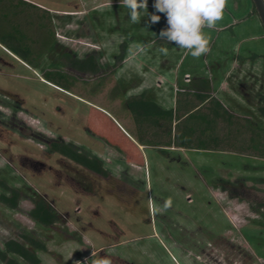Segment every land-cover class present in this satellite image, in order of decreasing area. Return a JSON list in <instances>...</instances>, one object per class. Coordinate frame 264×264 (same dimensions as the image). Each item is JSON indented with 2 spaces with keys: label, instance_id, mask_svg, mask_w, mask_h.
Wrapping results in <instances>:
<instances>
[{
  "label": "rangeland",
  "instance_id": "374dc122",
  "mask_svg": "<svg viewBox=\"0 0 264 264\" xmlns=\"http://www.w3.org/2000/svg\"><path fill=\"white\" fill-rule=\"evenodd\" d=\"M28 1L51 11L56 40L39 69L0 42V196L19 194L16 208L0 201V249L25 233L45 243L40 264L105 256L112 264H264L263 158L175 147L164 156L120 127L134 136L126 98L144 92L173 108L196 78L210 79L226 108L264 127V27L253 1L228 0L223 19L204 29L210 51L198 59L155 41V0L136 24L119 0ZM63 53L93 55L100 70L74 72ZM50 69L67 73L71 87L43 75ZM61 140L102 160L109 176L54 152ZM36 196L59 215L55 226L29 216ZM149 197L173 205L153 216Z\"/></svg>",
  "mask_w": 264,
  "mask_h": 264
},
{
  "label": "trees",
  "instance_id": "16d2710c",
  "mask_svg": "<svg viewBox=\"0 0 264 264\" xmlns=\"http://www.w3.org/2000/svg\"><path fill=\"white\" fill-rule=\"evenodd\" d=\"M29 7V17L38 15L42 22L40 28L54 37L53 20L50 13L40 10L36 5L24 0H0V42L7 44L9 50L34 66L29 55L34 48L29 43L19 22L21 7ZM161 19L150 22L155 41L175 46L160 39V33L167 27L163 13H156ZM37 20V21H38ZM35 21V20H34ZM49 30V31H48ZM44 41V40H43ZM46 43V41H44ZM47 44V43H46ZM68 66L80 72L96 74L99 72V63L95 56L89 55L86 59H77L64 53ZM122 59V57H120ZM264 59V57H263ZM57 79L67 87H71L70 77L64 71L51 70L43 73ZM263 105L258 112L264 117ZM135 125L133 138L142 146L158 148L164 156L168 148L190 150L223 151L247 154L264 159V127L255 125L250 118L231 112L213 95L212 82L208 78H196L190 81L187 88H180L176 94L174 108L165 109L153 100L146 97V93L133 95L124 100ZM54 152L72 160L103 178L109 176L102 160L81 152L78 148L64 141L53 142ZM19 194L12 191V196L1 195L0 201L10 208H16ZM34 207L29 216L44 227L55 226L60 217L44 196H36ZM45 243L29 234H22L18 239H8L4 242V249H0V261L5 264H20L14 257L20 258L29 264H40L37 250H45ZM14 256V257H13Z\"/></svg>",
  "mask_w": 264,
  "mask_h": 264
},
{
  "label": "clouds",
  "instance_id": "9594fccd",
  "mask_svg": "<svg viewBox=\"0 0 264 264\" xmlns=\"http://www.w3.org/2000/svg\"><path fill=\"white\" fill-rule=\"evenodd\" d=\"M126 7L128 16L133 24L140 23L142 13H147V0H119ZM228 0H155L154 7L158 13L166 17L167 27L160 33V39L174 43L176 47L190 52L193 58H199L210 51L211 36L204 32L205 28L214 29L223 19ZM153 23L161 17L152 14ZM158 51L168 55V48L160 47ZM149 209L153 216L161 211H167L173 205L171 197L164 200L162 207L157 206L149 197ZM243 207V206H241ZM95 257L96 253L93 252ZM91 264H112L105 256L94 258Z\"/></svg>",
  "mask_w": 264,
  "mask_h": 264
},
{
  "label": "flooded vegetation",
  "instance_id": "af4514ba",
  "mask_svg": "<svg viewBox=\"0 0 264 264\" xmlns=\"http://www.w3.org/2000/svg\"><path fill=\"white\" fill-rule=\"evenodd\" d=\"M24 1H27L29 2L28 0H24ZM29 3H32V2H29ZM34 5H36L37 8H39L40 10L44 9L46 11H48L50 13V16L52 18V15H51V11L47 10L46 8H43L42 6H39L35 3H32ZM21 11H20V15L19 17H14V19H19V24L25 34V36L27 37V40L29 41V43L31 45L34 46V48L32 49L30 55H29V58L32 59L34 61V66L33 65H30L28 64L29 66L35 68V69H39V64L38 62L41 61V58L43 56V54L45 53V49L47 47H49L50 44H52L55 40H56V33H55V30H54V23H53V32H54V37H52L51 35H49V33H47L45 30H43L42 28H40V24L42 22H40L38 19L41 18V17H38V15H33V18L29 17V12L27 11L28 9H30L29 7H21L20 8ZM35 20V21H34ZM38 20V21H37ZM53 20V18H52ZM41 31V32H40ZM49 31V30H48ZM36 33V34H41L42 33V38H37L36 36L33 35V33ZM46 41V43L44 41ZM48 49V48H47ZM8 52L13 55V57L15 58H19L21 59L22 61H25L23 58H21L20 56L14 54L13 52L9 51ZM64 54V53H63ZM89 55H86L84 58H81L80 60L82 59H86ZM73 58H77L75 55L72 56ZM71 70H73L74 72H78V73H87V72H80V71H77V70H74L73 68L70 67ZM51 70H58V69H50V70H45L43 71V73L47 72V71H51Z\"/></svg>",
  "mask_w": 264,
  "mask_h": 264
},
{
  "label": "water",
  "instance_id": "95a60500",
  "mask_svg": "<svg viewBox=\"0 0 264 264\" xmlns=\"http://www.w3.org/2000/svg\"><path fill=\"white\" fill-rule=\"evenodd\" d=\"M252 1L255 5V9L258 13L260 21L264 27V0H252Z\"/></svg>",
  "mask_w": 264,
  "mask_h": 264
},
{
  "label": "crops",
  "instance_id": "0c3cea01",
  "mask_svg": "<svg viewBox=\"0 0 264 264\" xmlns=\"http://www.w3.org/2000/svg\"><path fill=\"white\" fill-rule=\"evenodd\" d=\"M142 93H144V92H142ZM139 94H141V93H139ZM138 94V95H139ZM147 97V96H146ZM148 98V97H147ZM152 99V98H151ZM153 101H155L157 104H159L161 107H163V108H165V109H169V108H172V107H167V106H165L164 104H162L160 101H157V100H155V99H153ZM175 104H176V101H175ZM175 107V106H174ZM173 107V108H174ZM121 127V129L133 140V142L135 143V144H137L140 148H142V150H145V149H147L149 146H142V145H140L130 134H129V132H127V130L125 129V128H123L122 126H120Z\"/></svg>",
  "mask_w": 264,
  "mask_h": 264
},
{
  "label": "bare ground",
  "instance_id": "6f19581e",
  "mask_svg": "<svg viewBox=\"0 0 264 264\" xmlns=\"http://www.w3.org/2000/svg\"><path fill=\"white\" fill-rule=\"evenodd\" d=\"M60 91V90H59Z\"/></svg>",
  "mask_w": 264,
  "mask_h": 264
}]
</instances>
